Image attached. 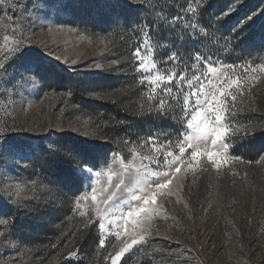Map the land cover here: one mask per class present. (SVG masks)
<instances>
[{"label": "rangeland", "instance_id": "374dc122", "mask_svg": "<svg viewBox=\"0 0 264 264\" xmlns=\"http://www.w3.org/2000/svg\"><path fill=\"white\" fill-rule=\"evenodd\" d=\"M62 2L67 6L64 11L49 10L48 19H37L34 23L21 19L16 25V39L22 36L30 41L34 53L39 50L50 53L43 59L46 69L45 87L36 93L34 88L22 92L0 84V129H6L14 141L36 144L44 151L37 153L35 174H32V169L25 170L27 162L21 161L19 167L13 168L6 176H0V190L9 185L14 192L16 186H19V199L23 203V207L10 212L8 217H2L11 219L15 216L16 231L20 238H10L8 251L4 250V245H0V264H33L36 260L32 248L34 237L40 234L37 227H49L61 219H67L71 213L86 215L90 211L97 219L96 209L106 207L102 200L105 197V186L108 185L107 173H119L123 170V163L135 161L138 166L142 157L156 155L152 151L154 146L145 145L142 141L127 143L126 140L127 144L119 151H111V142L103 138L100 120L86 105L79 103L71 90L55 88L58 84L72 85L78 82L85 86L83 102H86L85 99L107 100L110 94L102 90V83L91 81L90 78L105 74L119 76L127 67L130 68V74L136 73L132 51L137 46L138 39H131L119 52V47L116 46L120 43L118 37L111 36L103 29L112 17L102 6L107 0ZM199 2L203 4L204 0ZM240 3L243 6L223 21L222 31L227 36L246 15L256 13L248 25V38L242 41L241 49L235 51H232L231 43L225 40H220L213 46L220 54H231L230 60L221 57L216 59L215 83L220 85L225 78H241L243 95L236 92L235 88L232 90L237 95V109H243L250 103L251 90L262 75L256 73L258 78L253 81L250 80L253 75L250 70L245 73L248 79L242 77L241 73L247 63L253 66L264 64V49L259 48V35L264 33V12H261L264 10V0H211L210 8V11L219 15L221 11ZM4 6H10V0ZM112 11L115 13L119 8H113ZM8 15H11V11ZM12 28L0 16V45H4L0 48V62L6 61L10 44L3 38L5 35H12ZM139 42L142 45L144 38ZM153 48L151 42L150 50ZM240 59L246 62L240 63ZM114 61L119 62V67ZM97 64L101 65L102 70L96 69ZM228 64L242 67L225 69L224 66ZM157 71L163 72L159 67ZM241 112L236 119L243 125ZM91 140L105 142L106 145L100 147L97 144L91 153L85 155L96 166L94 172H99L100 175L93 176L91 187L66 185L63 170L68 167L67 162L56 154H47V148L56 149L62 145L74 150L82 142ZM246 142L241 144L237 141L235 147L244 152ZM198 147L203 153L221 152L224 155L221 149L212 145L211 138L200 142ZM234 150L230 156H234ZM175 151L180 155L178 148ZM256 156L257 161L262 162L257 180L231 177L226 182L212 183L200 173L204 166L210 164L204 155L195 169H188L180 174L183 177L180 186H170V196L157 198V203L153 206L156 211L149 213L151 219L143 215L138 217L141 224L152 225L150 235L126 255L135 253L140 264H264V135ZM187 159L185 157V164ZM232 161L228 159L227 163L222 162L219 168L211 167L218 170ZM144 163L148 161L144 160ZM235 166L231 168L232 172L236 170ZM2 170L3 166H0V171ZM154 170L161 173L157 182H163L167 178L162 174L169 169L160 167ZM124 179L132 187L131 175L125 174ZM52 187H56L57 191L46 190ZM92 187L96 189V202L91 200ZM4 195L7 196V193ZM77 198H80L79 204L76 203ZM49 199L55 203L45 207V202ZM121 200H127L128 203H120ZM135 203L126 194H118L115 200V205H118L116 216H110L105 221L104 238L116 251L128 240V235L124 234L122 214H126ZM111 220H117V224L109 228L107 225ZM10 227V224H0V231L7 233ZM117 227L122 233L119 237L115 235ZM128 227L131 231V221ZM135 231L137 240L145 235L140 227Z\"/></svg>", "mask_w": 264, "mask_h": 264}, {"label": "snow or ice", "instance_id": "6c2138e0", "mask_svg": "<svg viewBox=\"0 0 264 264\" xmlns=\"http://www.w3.org/2000/svg\"><path fill=\"white\" fill-rule=\"evenodd\" d=\"M6 2L9 0H0V16H3L13 28L12 35H5L3 38L10 44V47L7 48L6 61L0 62V84L22 92L34 88L38 93L45 87L46 69L43 59L50 53L42 50L34 53L30 41H26L22 36L16 39V25L21 19L31 20L33 23L37 19H48L49 10L64 11L67 6L62 0H55V2L53 0H10V6H4ZM75 6L79 7V5ZM102 6L106 13L112 15L114 26H121V21H123L124 26H131L134 34H143L144 43L141 45L139 41L137 42L132 56L136 74L140 77V85H146L149 90L147 100L152 103L149 115L162 122L171 118L175 124L180 125V131L175 134L173 132L164 133L161 129L144 139L145 145L154 146L152 151L156 155L142 157L138 166L135 161L123 163V170L119 173L111 171L107 173L108 185L105 186V197L102 200L106 207L96 209L97 219L93 222L98 226L100 233L97 241L100 248L107 246L104 238L105 221L110 216H116L118 205H115V200L118 194H126L131 201L136 202L126 214H122L125 224L124 234L128 235L130 243L126 240L123 247L106 257V260H110V264H123L125 255L150 235L152 225L141 224L138 217L143 215L151 219L149 213L156 211L153 206L156 205L157 198L170 196L172 194L170 186L182 184L183 177L180 175L182 172L195 169L204 155L207 156L213 168H219L220 164L227 163L228 159L242 160L240 156L229 155L234 150L235 143L239 141L242 144L245 141H251L258 131L264 135V126L257 129L250 124L241 125L236 119L242 109L236 108L237 95L232 90L235 88L236 92L243 95L241 78H225L223 83L217 85L215 83L216 59L211 51L207 55L201 51L202 48L217 45L220 40L231 43L232 51L241 49L242 41L246 40L249 35L248 25L257 14L246 15L225 36L222 31L223 21L238 11L243 6L242 3L237 4L236 7L230 6L226 11H221L219 15L215 11H210L211 0H204L203 4L199 0H183V3H179V0H162L158 5L159 10H156L157 6L147 7L145 0H123V3L121 0H107ZM120 7L137 9L142 15L137 22H128L119 12L113 13V8ZM9 11L11 15H8ZM205 14H207L206 20L204 19ZM149 15L153 17L151 21L148 19ZM153 39L162 50L168 49V54L162 58L161 63L178 66L181 62L191 61L192 69H196L199 64L203 65L206 71L193 75L192 78H189L187 73L179 71L171 74L167 70L157 71L156 49L150 50ZM253 43H255V37H253ZM3 47L4 45H0V48ZM259 48L264 49V33L259 35ZM113 63L119 67V62L114 61ZM224 67L234 69L242 66L228 64ZM96 69L102 70L101 65L97 64ZM249 70L253 74L250 80L254 81L258 78L256 73L264 74V64L253 66L247 63L241 76L248 79L245 73ZM185 87L188 89L186 93L183 91ZM174 91L175 95H173ZM175 112H181L183 115H171L170 117V113ZM209 138H211L212 145L221 149L224 155L221 152L203 153L200 151L198 144ZM165 139L168 141L167 144L161 142ZM176 148L180 155L176 154ZM39 152L44 151L38 145L23 141L16 142L6 129H0V166H3L0 176H6L13 168L19 167L21 161L27 162L25 170L32 169V174H35ZM46 153L56 154L67 162L68 167L63 170V175L68 186L75 184L85 188L91 187L90 181L93 176L100 175L99 172H94L96 166L89 159L73 149L61 145L56 149L47 148ZM185 157L188 158L186 164ZM144 160L148 163H144ZM160 167L169 169L162 174L167 177L163 179V182H157L161 173L154 170ZM125 174L131 175L132 187H129L128 182L125 181ZM49 183L52 182L49 181ZM46 190L56 192L57 188L52 187ZM91 192V200L96 202V189L92 187ZM4 193H7V196ZM19 197V186H16L14 192L13 187L9 185H5L0 190V224L11 226L7 233L0 231V245H4L5 251L9 250L10 238L18 240L20 237L16 231L15 216L11 219H2V217H8L10 212L23 207ZM79 199L76 200L77 204H79ZM54 203V200L49 199L45 202V207L49 204L54 205ZM120 203H128V201L121 200ZM24 210L27 211V208ZM129 221L132 224L131 231L128 227ZM113 224H117V220L109 221L107 227L110 228ZM137 227H140L145 234L139 240L136 239L135 229ZM115 235L118 237L122 235L118 227ZM79 256V249L69 252L66 261L74 260ZM76 264H79V260H76Z\"/></svg>", "mask_w": 264, "mask_h": 264}, {"label": "trees", "instance_id": "16d2710c", "mask_svg": "<svg viewBox=\"0 0 264 264\" xmlns=\"http://www.w3.org/2000/svg\"><path fill=\"white\" fill-rule=\"evenodd\" d=\"M161 2L162 0H145V5L149 8L157 6L156 10H159L158 5ZM182 2L183 0H179V3ZM117 12L123 15L128 22L132 23L137 22L138 18L142 15L137 9L129 7H120ZM152 18L149 15V21ZM206 18L207 14L204 16L205 20ZM112 19L113 17L109 18V24L103 29H106L111 36L118 37L120 43L116 46L119 47L117 48L119 52L126 44L130 43L131 39L142 40V33L134 34L131 26H124L123 21H121V26H114ZM152 43L154 49H156L158 67L163 72L167 70L171 74L179 71L187 73L189 78H192L193 75H199L202 71H205L204 66L199 64L196 69H192L190 67L191 61L181 62L178 66L161 63L162 58L168 54V49L162 50L155 39L152 40ZM202 49L201 51L205 55L211 51L215 59H218V57L226 60L231 59V54H220L221 52H216L217 48L214 49L213 46ZM239 62L245 63L246 61L240 59ZM90 79L91 81L102 83V90L110 94L107 100L90 101L85 99L86 102H83L85 86L78 82L72 85L58 84L55 88L62 91L71 90L72 94L80 101L79 103L86 105L95 117L100 120L103 138L111 142L109 146L111 151H119L122 146L129 142H143L153 132L161 129H163L164 133L173 132L175 134L180 131V125L175 124L171 118L162 122L149 115L150 110H152V103L147 100L149 90L146 85H140V77L136 73L130 74V68L127 67L125 72L119 76L105 74ZM183 91L186 93L188 89L185 87ZM175 94L176 92L174 91L173 95ZM250 96V103L242 109L241 119L243 125L250 124L258 129L264 126V74L256 82ZM171 115L182 116L183 113L175 112L170 113V117ZM261 137L262 134L258 131L251 141L246 142L244 152H241L240 148H234V156H240L242 160H233L231 164L218 170H214L211 164H207L200 171L201 175L207 176L208 180L212 183L226 182L231 177H239L251 181L257 180L262 166V162L256 159ZM161 142L167 143L168 141L165 139ZM97 144L100 147L106 146L104 145L105 142L91 140L82 142L74 150L85 156L91 153ZM234 165H236V170L232 172L231 168ZM14 215H17V213ZM95 220L94 215L90 211L86 215L71 213L67 219H61L49 227L45 228L42 226L43 229L37 227L36 229L40 234L34 237L32 248L36 260L33 264H76V260H79V264H110V260H106V257L110 253L114 254L116 248L112 247L110 243H107L106 248L98 246L97 241L100 236L98 226L93 223ZM78 249L80 256L74 260L66 261L69 252H75ZM80 257H83V259H80ZM123 264H140V262L137 259V255L131 253L123 258Z\"/></svg>", "mask_w": 264, "mask_h": 264}]
</instances>
